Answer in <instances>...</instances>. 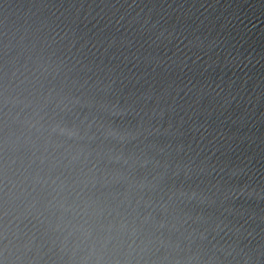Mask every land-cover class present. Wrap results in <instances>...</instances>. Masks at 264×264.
Wrapping results in <instances>:
<instances>
[{"label":"water","instance_id":"95a60500","mask_svg":"<svg viewBox=\"0 0 264 264\" xmlns=\"http://www.w3.org/2000/svg\"><path fill=\"white\" fill-rule=\"evenodd\" d=\"M0 264H264V0H0Z\"/></svg>","mask_w":264,"mask_h":264}]
</instances>
